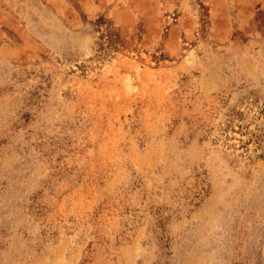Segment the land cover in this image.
Listing matches in <instances>:
<instances>
[{"label":"rangeland","instance_id":"374dc122","mask_svg":"<svg viewBox=\"0 0 264 264\" xmlns=\"http://www.w3.org/2000/svg\"><path fill=\"white\" fill-rule=\"evenodd\" d=\"M0 264H264V0H0Z\"/></svg>","mask_w":264,"mask_h":264}]
</instances>
